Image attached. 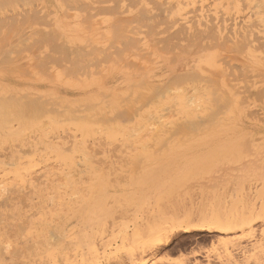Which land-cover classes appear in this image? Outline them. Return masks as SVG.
Wrapping results in <instances>:
<instances>
[{
	"label": "rangeland",
	"instance_id": "rangeland-1",
	"mask_svg": "<svg viewBox=\"0 0 264 264\" xmlns=\"http://www.w3.org/2000/svg\"><path fill=\"white\" fill-rule=\"evenodd\" d=\"M231 1L0 0V264H264V220L166 224L264 207V0Z\"/></svg>",
	"mask_w": 264,
	"mask_h": 264
},
{
	"label": "bare ground",
	"instance_id": "bare-ground-1",
	"mask_svg": "<svg viewBox=\"0 0 264 264\" xmlns=\"http://www.w3.org/2000/svg\"><path fill=\"white\" fill-rule=\"evenodd\" d=\"M197 2V1H196ZM195 2V3H196ZM230 2H232L231 0H230ZM254 2V1H253ZM198 3V2H197ZM256 4L255 5H258V2L256 1L255 2ZM187 4V3H186ZM230 4V3H229ZM235 4V3H234ZM2 6V5H1ZM195 6V5H194ZM228 6H230V5H228ZM196 7V6H195ZM232 7V6H231ZM257 8H258V6H256ZM260 7V6H259ZM180 8V7H179ZM261 8H263V7H261ZM181 9H182V6H181ZM229 9V8H228ZM230 10V9H229ZM259 10V9H258ZM262 10V9H261ZM257 11V10H256ZM263 11V10H262ZM233 12V11H232ZM250 12V11H249ZM258 12H260L261 14H262V12L261 11H258ZM252 13V12H251ZM251 13H250V15H251ZM256 14V13H255ZM260 14V15H261ZM241 15V14H240ZM249 15V16H250ZM239 16V15H238ZM245 17V16H244ZM239 18V17H238ZM264 18V17H263ZM244 19V18H243ZM242 19V20H243ZM260 19V18H259ZM258 19V20H259ZM254 20V19H253ZM264 20V19H263ZM141 21H142V19H141ZM261 21V20H260ZM146 22V21H145ZM241 22V21H240ZM239 22V23H240ZM248 22V21H247ZM249 24L251 23V22H248ZM252 23H253V21H252ZM251 23V24H252ZM255 23V22H254ZM251 24H250V28L252 27L251 26ZM256 24V23H255ZM143 25H144V23H143ZM145 25H146V23H145ZM246 25V24H245ZM248 25V24H247ZM257 25V24H256ZM149 26H150V24H149ZM249 26V25H248ZM247 26V27H248ZM254 26V25H253ZM262 26L264 27V25L262 24ZM210 30L209 31H207V36L208 35H210V37H211V35H212V37L214 36V32H213V30L211 29V28H209ZM248 29H249V27H248ZM247 29V30H248ZM258 30V29H257ZM263 30V32H264V29H262ZM261 30V31H262ZM245 31V30H244ZM198 32V34L201 32V31H197ZM252 32V31H251ZM243 33H245V32H243ZM248 33V32H247ZM246 33V34H247ZM254 33V32H253ZM198 34H197V36H193V37H196V40H198L197 39V37H198ZM242 34V33H241ZM195 35H196V33H195ZM201 34H199V36H200ZM248 35V34H247ZM242 36V35H241ZM202 36H200V38H201ZM246 37V36H245ZM259 37V36H258ZM261 37V36H260ZM189 38V37H188ZM192 38V36H190V39ZM199 38V37H198ZM207 38H209V36L207 37ZM194 39V38H193ZM262 39V38H261ZM192 40V39H191ZM195 40V39H194ZM242 42H244L243 41V37H242ZM247 40V39H246ZM259 40V39H258ZM263 40V39H262ZM196 43H195V45H197V41H195ZM198 42H199V40H198ZM260 42H262V41H260ZM259 42V43H260ZM264 42V41H263ZM187 43H189V42H187ZM186 43V44H187ZM191 44V43H190ZM193 44V43H192ZM199 44H200V42H199ZM198 44V45H199ZM241 44V43H240ZM246 44V43H245ZM188 45V44H187ZM244 45V44H243ZM186 46V45H185ZM194 45H192V46H189L188 45V48L189 47H193ZM185 48V47H184ZM195 48V47H194ZM198 48H199V46H198ZM204 46L202 47V50H204ZM211 48V47H210ZM209 48V49H210ZM240 48V47H239ZM246 48V47H245ZM193 49V48H192ZM197 49V48H196ZM243 49V48H242ZM256 49H257V47H256ZM185 50H186V48H185ZM194 50V49H193ZM192 50V51H193ZM195 51V50H194ZM199 51H200V49H199ZM254 51H255V47H254ZM196 52V51H195ZM240 52V51H239ZM185 53H187V54H185ZM190 53V51L189 52H187V51H184V53L183 54H185V55H181V56H186V55H189L190 57H193V56H191V54H189ZM198 53V52H197ZM258 56V55H257ZM195 61H197V59L195 58V60H191V65L192 66H194L195 65ZM187 63V64H186ZM242 64H243V62H242ZM241 64V65H242ZM244 65V64H243ZM178 66V65H177ZM183 69H185V70H187L186 72L185 71H181L180 72V74H177L176 76H179L178 78H180L181 76L183 77L184 75V79L183 80H185L186 79V77H188V76H190V74H191V72H192V70H190L189 69V65H188V61H185V62H183V63H181V65H180ZM244 68L246 67V66H243ZM176 68V67H175ZM181 68V69H182ZM252 68V67H251ZM180 69V70H181ZM247 70V69H246ZM245 70V72H247ZM243 71V70H242ZM241 71V72H242ZM176 72H178L176 69L174 70V73H176ZM249 72V71H248ZM188 74V76H186ZM246 73H244V75H245ZM181 75V76H180ZM194 75V74H193ZM249 75V74H248ZM191 76H192V74H191ZM198 76V75H197ZM222 77V76H221ZM177 78V79H178ZM192 78H193V76H192ZM173 79V78H172ZM199 79H200V76H199ZM208 79V78H207ZM212 79V78H211ZM183 80H181L182 82H185V81H183ZM224 80H226V79H224ZM173 81H174V79H173ZM172 81V82H173ZM178 81V80H177ZM206 81V80H205ZM210 80L208 79V82H209ZM214 81V80H213ZM264 81V80H263ZM176 82V81H175ZM179 82V81H178ZM178 82L176 83V84H178ZM212 82V81H211ZM259 82V81H258ZM142 83H143V81H142ZM203 83H204V81H203ZM210 83V82H209ZM214 83H216V81H214ZM252 84V83H251ZM251 84H250V86H251ZM169 85V84H168ZM170 85H172L171 83H170ZM250 86H247V87H250ZM140 87V86H139ZM155 87V86H154ZM159 87H161L160 85H159ZM158 87V88H159ZM172 87V86H171ZM156 88V90H157V87H155ZM164 88H166V87H164ZM196 88V87H195ZM154 89V88H153ZM167 89V88H166ZM165 89V90H166ZM197 89V88H196ZM196 89H195V91H196ZM155 90V91H156ZM186 90V89H185ZM194 89H192V91H193ZM198 90V89H197ZM213 90V92L214 91H216V88L214 89H212ZM257 90L259 91V89L257 88ZM160 91H163V92H165L164 90H160ZM166 91H168V90H166ZM169 91H170V88H169ZM177 91H181V90H177ZM153 92V91H152ZM157 92V91H156ZM155 92V93H156ZM179 92H177V93H179ZM257 92V91H256ZM255 92V93H256ZM260 92V91H259ZM262 92V91H261ZM159 93V92H158ZM157 93V94H158ZM161 93V92H160ZM172 93V92H171ZM181 93V92H180ZM198 93V92H197ZM197 93H195V94H197ZM149 94H152V93H149ZM154 94V93H153ZM191 94V93H190ZM143 95H144V93H143ZM156 95V94H155ZM175 95H176V93H175ZM224 95V94H223ZM261 95H262V93H261ZM261 95H259V96H261ZM140 96V95H139ZM160 96H161V94H160ZM163 96V95H162ZM217 96V95H216ZM219 96V95H218ZM217 96V97H218ZM253 96H254V94H253ZM138 97V96H137ZM137 97H135L136 99H137ZM185 97V96H184ZM193 97V96H192ZM198 97V96H197ZM201 97V96H200ZM211 97H212V95H211ZM211 97H210V100H211ZM262 97V96H261ZM35 98V97H34ZM33 98V99H34ZM38 98H40V97H38ZM139 98V97H138ZM147 98H149V97H147ZM146 98V99H147ZM151 98H153L152 96H151ZM150 98V99H151ZM190 98V97H189ZM189 98H187V99H189ZM202 98V97H201ZM220 98V97H219ZM222 98V97H221ZM254 98H255V96H254ZM135 99V100H136ZM175 99V98H174ZM192 99V98H191ZM198 99V98H197ZM196 99V101H198ZM203 99V98H202ZM224 99V98H223ZM222 99V100H223ZM135 100H133V101H135ZM140 100V99H139ZM214 100H216L215 99V97H214ZM226 100H227V98H226ZM242 100V99H241ZM245 100V99H244ZM33 101V100H32ZM149 101V100H148ZM171 101H172V99H171ZM189 101V100H188ZM239 101H240V99H239ZM238 101V102H239ZM28 102V101H27ZM136 102V101H135ZM155 102H156V100H155ZM173 102V101H172ZM203 102V101H202ZM215 102V101H214ZM260 102V101H259ZM4 103H5V101H4ZM29 103V102H28ZM141 103V102H140ZM147 103V102H146ZM186 103H187V101H186ZM216 103H217V101H216ZM225 103H227V102H225ZM261 103V102H260ZM3 104V103H2ZM143 104V103H142ZM142 104L140 105V106H142ZM158 104V103H157ZM190 104V103H189ZM208 104V103H207ZM214 104V103H213ZM213 104H211V105H213ZM239 104H240V102H239ZM238 104V105H239ZM5 105V104H4ZM156 105V104H155ZM173 105V104H172ZM225 105H227L228 106V104H225ZM2 106L3 105H1V102H0V107H1V109H2ZM7 105H5V107H6ZM10 106V105H9ZM192 106V105H191ZM216 106H217V104H216ZM215 106V108H220V107H216ZM223 106V105H222ZM4 106H3V108H5ZM130 108H131V106H129ZM128 107V108H129ZM159 107H161V105L159 106ZM197 107H199V106H197ZM225 107V106H224ZM163 108V107H162ZM168 108V107H167ZM203 108V107H202ZM223 108V107H222ZM160 109V108H159ZM158 109V110H159ZM174 109V108H173ZM196 109V108H195ZM195 109H192V110H195ZM200 109V108H199ZM221 109V108H220ZM137 110V109H136ZM162 110V109H161ZM164 110V109H163ZM168 110V109H167ZM190 110V109H189ZM214 110V109H213ZM212 110V111H213ZM219 110V109H218ZM3 111H4V109H2L1 110V113H3ZM13 111V110H12ZM133 111V110H132ZM172 111V110H171ZM212 111H211V113H212ZM216 111V110H215ZM221 111V110H220ZM34 112V111H33ZM125 112V111H124ZM253 112V111H252ZM256 112H257V110H256ZM129 113V112H128ZM150 113V112H149ZM165 113H166V110H165ZM210 112H208V114H209ZM215 113H217V111L215 112ZM221 113V112H220ZM223 113V112H222ZM26 114V113H25ZM24 114V115H25ZM117 115H118V113H116ZM121 114H123V113H121ZM151 114V113H150ZM159 114V113H158ZM167 114V113H166ZM214 114V113H213ZM3 115V114H2ZM13 115V114H12ZM27 115V114H26ZM152 115V114H151ZM150 115V116H151ZM174 115V114H173ZM210 115H212V114H210ZM247 115V114H246ZM251 115H253V114H251ZM18 116V115H17ZM32 116H34V114H31V117ZM119 116V115H118ZM117 116V117H118ZM159 116H160V114H159ZM204 116H206V115H204ZM209 115H207L206 116V118L208 117ZM214 116H217V115H215L214 114ZM28 117V116H27ZM121 117V116H120ZM124 117V116H123ZM123 117L121 118L122 119V121H124L123 120ZM127 117V116H126ZM129 117V116H128ZM165 117V116H164ZM255 117V116H254ZM32 118H34V117H32ZM67 118V117H66ZM65 118V119H66ZM89 118V117H88ZM116 118V117H115ZM148 118H149V116H148ZM151 118H153V117H151ZM160 118H163V117H160ZM159 117H158V119H160ZM178 118V117H177ZM199 118V117H198ZM211 118V117H210ZM212 118H213V115H212ZM216 118V117H215ZM259 118V117H258ZM27 119V118H26ZM28 119L30 120V118L28 117ZM36 119V118H35ZM52 119V118H51ZM87 119V118H86ZM113 120H114V118H112ZM154 119H155V117H154ZM153 119V120H154ZM165 119V118H164ZM214 119V118H213ZM94 120V119H93ZM96 120V119H95ZM146 120H147V118H146ZM148 120H151L150 118L148 119ZM22 121V120H21ZM34 121V120H33ZM62 121H63V119H62ZM89 121H91V120H89ZM89 121L87 122V123H89ZM109 121V120H108ZM119 121H121V120H119ZM156 121V120H155ZM158 121V120H157ZM161 121V120H160ZM186 121V120H185ZM197 121V120H196ZM196 121H194V122H196ZM207 121H209V120H207ZM212 121V120H211ZM86 122V121H85ZM92 122V121H91ZM96 122V121H95ZM94 122V123H95ZM104 122V121H103ZM103 122H102V124H103ZM110 122H111V120H110ZM159 122V121H158ZM188 122V121H187ZM187 122H185V123H187ZM191 122V121H190ZM193 122V123H194ZM9 123V122H8ZM93 123V122H92ZM161 123V122H160ZM159 123V124H160ZM183 123V122H182ZM181 123V124H182ZM193 123H190V124H193ZM197 123H199L198 121H197ZM262 123V122H261ZM101 124V123H100ZM105 124H106V121H105ZM151 124V123H150ZM149 124V125H150ZM158 124V125H159ZM184 124V123H183ZM188 124V123H187ZM189 124V125H190ZM200 124V123H199ZM210 124H211V122H210ZM210 124H208V125H210ZM44 125V124H43ZM142 125V124H141ZM165 125H168V124H165ZM195 125V124H194ZM217 125V124H216ZM46 126V125H45ZM113 126H115V125H113ZM181 126V125H180ZM186 126V125H185ZM184 126V127H185ZM191 126V125H190ZM46 127H49V126H46ZM46 127H44V128H46ZM133 127V126H132ZM160 127V126H159ZM177 127V126H176ZM194 127V126H193ZM198 128H199V126H197ZM110 128V127H109ZM109 128H107V129H109ZM120 128V127H119ZM137 128V127H136ZM143 128V127H142ZM141 128V129H142ZM158 128V127H157ZM177 128H180V127H177ZM195 128V127H194ZM193 128V129H194ZM104 129H105V127H104ZM130 129V128H129ZM138 129V128H137ZM169 129V128H168ZM181 129H182V127H181ZM188 129H190V128H188ZM130 130H132V132L134 131V129H130ZM180 130V129H179ZM192 130V129H191ZM262 130V129H261ZM119 131H120V129H119ZM173 131V130H172ZM172 131H170V132H172ZM182 131H183V133H184V129H182ZM201 131V130H200ZM97 132V131H96ZM146 132V131H145ZM151 131H149V133H150ZM166 132V131H165ZM169 132V133H170ZM195 131L193 130V133H194ZM139 133V132H138ZM180 133V132H179ZM183 133H182V135H183ZM187 133V132H186ZM135 133H132V135H134ZM137 134V133H136ZM135 134V135H136ZM152 134V133H151ZM174 134V133H173ZM173 134H170V135H173ZM185 134V133H184ZM196 134V133H195ZM145 135V134H144ZM169 135V136H170ZM176 135H177V133H176ZM175 135V136H176ZM185 135H187V134H185ZM54 136V135H53ZM128 136H130V135H128ZM55 137V136H54ZM59 137V136H58ZM71 137V136H70ZM98 137V136H97ZM171 137V136H170ZM60 138H61V136H60ZM25 139V138H24ZM24 139H23V142H24ZM125 139H127V138H125ZM166 139V138H165ZM168 139V138H167ZM224 139V138H223ZM248 139V138H247ZM246 139V140H247ZM255 140H256V138H254ZM12 142V141H11ZM69 142H70V140H69ZM102 142H103V140H102ZM1 143V142H0ZM105 144V143H104ZM129 144H131V143H129ZM18 145H19V143H18ZM24 146H25V144H24ZM68 146V145H67ZM88 146H90L89 145V143H88ZM102 146H103V143H102ZM28 147V146H27ZM87 147V146H86ZM124 147H126V146H124ZM40 148V147H39ZM127 148H128V146H127ZM130 148V147H129ZM4 149H5V147H4ZM4 149H2V150H4ZM19 149V148H18ZM37 149V148H36ZM131 149H133V147H131ZM6 150H7V148H6ZM27 149L25 148V151H26ZM32 150V149H31ZM41 150H42V148H41ZM66 150V149H65ZM64 150V151H65ZM76 150V149H75ZM96 150V149H95ZM134 150V149H133ZM37 151V150H36ZM121 151H122V149H121ZM1 152V151H0ZM19 152V151H18ZM32 152V151H31ZM83 152V151H82ZM25 153V152H24ZM29 153V152H28ZM76 153V152H75ZM88 153V152H87ZM86 153V154H87ZM90 153V152H89ZM100 153V152H99ZM1 154V153H0ZM6 154V153H5ZM4 153L2 154L3 156L5 155ZM8 154V153H7ZM6 156V155H5ZM4 156V158H6ZM83 157H84V155H83ZM14 158V157H13ZM16 158V157H15ZM18 158H21V157H18ZM230 159V158H229ZM6 161H7V159H5ZM12 161V163H14L13 162V160H11ZM10 161V162H11ZM16 162V161H15ZM1 164H3V162H0ZM5 163V165H7L8 163H6V162H4ZM10 164V163H9ZM215 164V163H214ZM13 165V164H12ZM219 165V164H218ZM222 165V164H221ZM217 166V164H215L214 165V167H212V168H210L209 167V169H204V168H200L199 166H197V164H196V166H192V168H190L189 167V171H181V173H182V176H183V179H187V178H184V177H186V176H188L189 174H190V171H191V173L193 172V173H195V172H200V171H203V172H205V176L203 177L204 179H208L209 178V173H211V172H218L219 170H220V167H216ZM185 168V167H184ZM263 168V167H262ZM181 169V168H180ZM180 169H178V170H180ZM172 170V169H171ZM175 170V169H174ZM172 172V171H171ZM203 172H202V174H203ZM73 173V172H72ZM173 173V172H172ZM180 173V172H179ZM180 173V174H181ZM70 174V173H69ZM73 174H75V173H73ZM65 175V174H64ZM63 175V176H64ZM71 175V174H70ZM69 175V176H70ZM179 175V174H178ZM204 175V174H203ZM67 176V175H66ZM76 176V175H75ZM181 176V177H182ZM213 176V175H212ZM34 177V176H33ZM191 177V176H190ZM214 177V176H213ZM68 180V179H67ZM211 180V179H210ZM7 182V181H6ZM68 182V181H67ZM64 183V182H63ZM201 183V182H200ZM202 184V183H201ZM205 184V183H204ZM230 184V183H229ZM203 185V184H202ZM213 185V184H212ZM219 186H221V185H219ZM211 188V187H210ZM230 188V187H229ZM1 189V188H0ZM4 190V189H3ZM216 190V189H215ZM233 193V192H232ZM258 195V194H257ZM18 196V195H17ZM5 198V197H4ZM2 202V201H1ZM1 206V205H0ZM264 206V205H263ZM250 209H252V207L250 208ZM249 209V210H250ZM257 210V209H256ZM255 210V211H256ZM249 212V211H248ZM239 214H241V213H239ZM233 215V214H232ZM232 215H231V217H223L222 215H220L219 213H217V212H215V211H211V212H209L208 214H203L202 216H198V218H196V217H193V218H183V219H177V218H175V219H172V221L171 222H167L166 224H167V228L168 229H171V230H174L173 231V236L174 235H177V234H182V236H183V234H188V233H192V232H202V231H209V230H215V229H227V230H232V231H235V230H237V229H239V230H237V231H245V230H247V229H249V228H251V226L253 225V223L256 221V220H258V219H261V220H264V207H262V209H261V211H258V212H254V210H252V211H250V213H247V215H240V217H232ZM188 217V216H187ZM165 221H167V220H165ZM1 223V222H0ZM166 224H165V226H166ZM60 225V224H59ZM58 225V226H59ZM57 228V227H56ZM161 228H163V227H161ZM164 228H166V227H164ZM167 229V230H168ZM171 230H169L170 232H171ZM169 231H165L166 233H168ZM252 231V230H251ZM56 232V231H55ZM164 232V231H163ZM49 233V232H48ZM54 233V232H53ZM237 233V232H236ZM50 234V233H49ZM56 234V233H55ZM55 234H53L54 236H55ZM62 234V233H61ZM156 234H158L157 236H156ZM164 234V233H163ZM59 235L60 234H58V237H59ZM151 235H155L156 236V241H158L159 239H161V237H160V229H153L152 230V232H151ZM50 236V235H49ZM60 236H62V235H60ZM90 236V235H89ZM168 236H169V234H168ZM186 236V235H185ZM167 237V236H166ZM49 238H51V237H49ZM154 238V237H153ZM169 238V237H168ZM58 239V238H57ZM57 239H55V240H57ZM59 239H60V237H59ZM167 239V238H166ZM51 240V239H50ZM164 240V239H163ZM181 240V239H180ZM182 240H183V238H182ZM185 240V239H184ZM155 240H154V242H156ZM159 241H161V240H159ZM166 241V240H165ZM35 242H37V241H35ZM82 242V241H81ZM167 242V241H166ZM166 242H165V244H166ZM34 244V243H33ZM157 244V243H156ZM34 246V245H33ZM3 247V246H2ZM2 247H0V248H2ZM5 247V246H4ZM32 247V246H31ZM65 247V246H64ZM6 248V247H5ZM5 248H2V251L3 252H5L7 249H5ZM11 248H12V246H11ZM25 248H26V246H25ZM69 248H70V246H69ZM5 249V250H4ZM14 249V248H13ZM26 250V249H25ZM2 251H1V253H2ZM22 251V250H21ZM30 251V250H29ZM10 252V251H9ZM17 252V251H16ZM7 253V252H6ZM4 254V253H3ZM2 254V255H3ZM1 255V254H0ZM14 255V254H13ZM25 255V254H24ZM22 256V255H21Z\"/></svg>",
	"mask_w": 264,
	"mask_h": 264
},
{
	"label": "crops",
	"instance_id": "crops-1",
	"mask_svg": "<svg viewBox=\"0 0 264 264\" xmlns=\"http://www.w3.org/2000/svg\"><path fill=\"white\" fill-rule=\"evenodd\" d=\"M8 1H11V0H1V3L6 4V3H8ZM17 1L20 3H28V2L36 1L46 8H51V4H52V0H17ZM19 7H21V6H19ZM21 12H24V11H21ZM32 12L35 13L38 11H32ZM48 12H51V10H48Z\"/></svg>",
	"mask_w": 264,
	"mask_h": 264
}]
</instances>
